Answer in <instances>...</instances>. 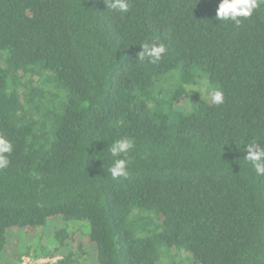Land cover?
I'll return each mask as SVG.
<instances>
[{"label": "trees", "instance_id": "16d2710c", "mask_svg": "<svg viewBox=\"0 0 264 264\" xmlns=\"http://www.w3.org/2000/svg\"><path fill=\"white\" fill-rule=\"evenodd\" d=\"M128 2L0 0V258L10 230L42 229L44 256L72 247L61 264L87 243L93 264H264V175L244 152L264 142V3L237 26L220 0ZM202 80L222 105L186 91ZM123 137L130 174L112 180Z\"/></svg>", "mask_w": 264, "mask_h": 264}, {"label": "clouds", "instance_id": "9594fccd", "mask_svg": "<svg viewBox=\"0 0 264 264\" xmlns=\"http://www.w3.org/2000/svg\"><path fill=\"white\" fill-rule=\"evenodd\" d=\"M104 3L107 10L120 13L129 11L128 0H104ZM259 3H264V0H259ZM259 3L258 0H220L216 10V20L220 22L230 21L239 26L242 23V18H249L253 15L259 7ZM141 47L142 51L138 54V61L142 62L147 58L152 64L159 62L168 51L166 44L162 41L151 44L144 43L141 44ZM206 79L205 77L204 80ZM185 89L189 94L198 89L199 93H205L210 101L217 106L225 102V92L219 85L212 87L202 80L200 85L186 84ZM134 148L135 140L130 137L116 139L109 145L107 152L110 153L113 159L107 175H110L112 180L127 179L129 177V165L131 164L129 154ZM13 151V143L0 134V169L9 166V155ZM244 152L245 160L254 169L255 173L264 175V142L252 139L245 144Z\"/></svg>", "mask_w": 264, "mask_h": 264}, {"label": "rangeland", "instance_id": "374dc122", "mask_svg": "<svg viewBox=\"0 0 264 264\" xmlns=\"http://www.w3.org/2000/svg\"><path fill=\"white\" fill-rule=\"evenodd\" d=\"M190 105L187 106V109ZM60 220L54 219L52 222L51 230L58 228L61 225ZM80 228V226H77ZM85 229V228H84ZM42 229H12L8 232V240L13 251L15 248V258H12V252L4 253L0 258V264H61V262L67 257L72 250V247L68 244L65 246L61 253L55 257H46L42 254L40 248V239L44 234ZM94 246L93 244L87 243L85 255L77 260V256L73 257L76 259L75 264H93L94 262Z\"/></svg>", "mask_w": 264, "mask_h": 264}]
</instances>
